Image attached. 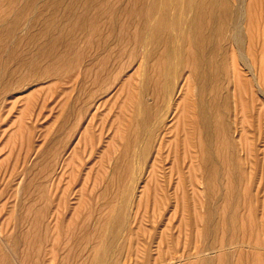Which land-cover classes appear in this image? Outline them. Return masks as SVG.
<instances>
[{
  "label": "rangeland",
  "instance_id": "374dc122",
  "mask_svg": "<svg viewBox=\"0 0 264 264\" xmlns=\"http://www.w3.org/2000/svg\"><path fill=\"white\" fill-rule=\"evenodd\" d=\"M116 1L112 3L120 4ZM42 2L37 10L47 7ZM24 26V31L36 29L30 20ZM109 29L105 26L109 50L98 53L102 38L94 33L80 41L69 73L27 82L0 104V264H8L3 240L16 253L17 264H98L99 232L109 231L105 221L117 205L124 206L118 264H194L202 257L219 264L227 250L260 245L264 85L255 98L245 91L246 106L233 97L225 136L230 143L226 151L236 156L246 175L240 184L238 241H232L227 228V201H217L218 193L227 191L225 169L215 188L218 227L208 236L209 187L199 163L202 152L192 145L193 140L202 144V136L191 137L186 123L190 73L175 77L169 95H150L157 107L148 126L153 138L144 156L138 146L124 156L126 135L136 127L131 95L145 75V59L144 51L135 56L128 38ZM81 36L77 29L76 40ZM154 60L150 67L155 74ZM148 142L143 138L139 147ZM218 159L223 161L222 154ZM157 185L166 188L164 201H157Z\"/></svg>",
  "mask_w": 264,
  "mask_h": 264
},
{
  "label": "bare ground",
  "instance_id": "6f19581e",
  "mask_svg": "<svg viewBox=\"0 0 264 264\" xmlns=\"http://www.w3.org/2000/svg\"><path fill=\"white\" fill-rule=\"evenodd\" d=\"M41 1L0 0V104L27 82L69 73L80 41L94 33L102 38L98 53L109 50L111 41L105 35L108 26L112 35L128 38L135 56L144 51L145 75L131 95L136 127L126 135L123 146L126 157L136 146L144 156L154 135L148 126L157 108L150 95H169L176 88L175 77L189 71L186 123L191 137L197 140L199 134L202 136V144L193 140L192 145L202 152L198 158L209 187L204 231L210 236L217 229L216 203L222 197L228 206L227 228L232 241H238L240 184L246 175L236 156L226 151L230 143L225 136L231 127L233 97L235 101L241 98L242 106H246L245 91L255 98L264 85V0H117V5L114 0H45L46 12L43 5V10H37ZM29 20L36 29L24 31ZM77 29L82 33L78 40ZM154 59L157 79L150 67ZM97 72L98 77L101 68ZM145 137L149 142L139 147ZM219 153L223 161L218 159ZM224 169L228 172L227 191L218 193L216 201L215 188L222 182ZM121 173L120 181L124 178ZM155 190L161 194L157 201H164L166 188L157 185ZM123 210V205L113 207L105 221L109 231L99 232L98 264H118L120 260L115 254H120L117 242L122 234ZM1 244L8 264H17L16 253L4 240ZM217 262L264 264V241L227 250ZM194 264H211L210 257Z\"/></svg>",
  "mask_w": 264,
  "mask_h": 264
}]
</instances>
